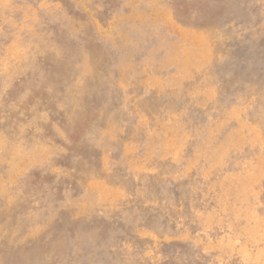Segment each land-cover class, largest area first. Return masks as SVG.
I'll return each instance as SVG.
<instances>
[{"label":"rangeland","instance_id":"374dc122","mask_svg":"<svg viewBox=\"0 0 264 264\" xmlns=\"http://www.w3.org/2000/svg\"><path fill=\"white\" fill-rule=\"evenodd\" d=\"M0 264H264V0H0Z\"/></svg>","mask_w":264,"mask_h":264}]
</instances>
